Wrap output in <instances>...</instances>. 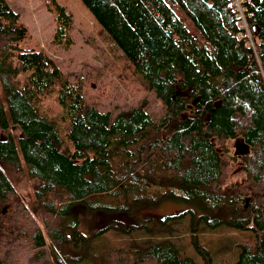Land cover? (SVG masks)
<instances>
[{
    "label": "trees",
    "instance_id": "trees-1",
    "mask_svg": "<svg viewBox=\"0 0 264 264\" xmlns=\"http://www.w3.org/2000/svg\"><path fill=\"white\" fill-rule=\"evenodd\" d=\"M81 1L164 112L154 118L145 100L115 113L91 104L87 77L65 73L0 0V264H25L48 242L57 264H214L208 249L197 260L169 241L97 251L74 213L167 196L195 202L212 227L249 231L225 264H264V0H246L256 52L237 37L230 0ZM46 3L54 42L70 47L73 13ZM229 139L240 151L220 149ZM26 179L32 208L15 186Z\"/></svg>",
    "mask_w": 264,
    "mask_h": 264
},
{
    "label": "rangeland",
    "instance_id": "rangeland-1",
    "mask_svg": "<svg viewBox=\"0 0 264 264\" xmlns=\"http://www.w3.org/2000/svg\"><path fill=\"white\" fill-rule=\"evenodd\" d=\"M7 1L20 13L23 23L53 54L65 73L73 80L87 77L85 96L91 104L115 113L145 100L146 110L154 118L163 114V102L81 0H58L74 15L70 31L74 43L70 47L54 42L56 24L46 0ZM102 90H107V93L98 97ZM46 107L58 121L60 107L53 101H48ZM18 130L19 127H14V131ZM240 142L238 147L239 139H229L220 149L225 148L231 153L240 151L243 147V142ZM20 155L23 158L21 151ZM242 179V175L235 177L236 181ZM15 186L32 208L31 181L26 179ZM74 213L80 220L81 230L92 236V247L97 251L123 244L139 247L156 241H169L182 253L197 260L202 259L199 249H208L214 264L233 263L239 254L238 241L249 232L232 229L226 224L212 227L198 217L202 210L195 202L170 196L155 204L138 202L131 212L105 208L89 210L84 207L81 211L74 208ZM23 260L25 264H57L50 242L42 250L25 252Z\"/></svg>",
    "mask_w": 264,
    "mask_h": 264
},
{
    "label": "built area",
    "instance_id": "built-area-1",
    "mask_svg": "<svg viewBox=\"0 0 264 264\" xmlns=\"http://www.w3.org/2000/svg\"><path fill=\"white\" fill-rule=\"evenodd\" d=\"M233 11L235 12L236 24L238 26L237 37L245 38L246 44L251 46L256 52L258 40L253 36L250 26L251 13L247 11L246 0H230Z\"/></svg>",
    "mask_w": 264,
    "mask_h": 264
}]
</instances>
